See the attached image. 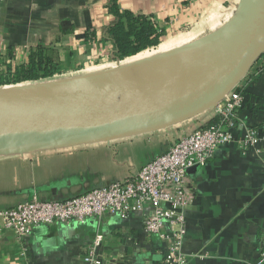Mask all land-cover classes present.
I'll return each instance as SVG.
<instances>
[{"label":"crops","instance_id":"0c3cea01","mask_svg":"<svg viewBox=\"0 0 264 264\" xmlns=\"http://www.w3.org/2000/svg\"><path fill=\"white\" fill-rule=\"evenodd\" d=\"M239 0H117L121 11L153 18L164 31L161 46L187 44L218 30ZM108 0H0V55L26 64L38 48L54 49L62 68L105 61L100 42L113 22ZM88 32L94 33L88 39ZM259 60V59H258ZM257 60V61H258ZM255 61L235 88L245 93L239 119L264 128V62ZM212 123L211 110L166 129L106 143L0 155V209L37 197L62 200L116 181L165 152L173 140ZM244 130L235 129L239 139ZM194 200L185 212L184 264H264V153L220 146L205 166L188 173ZM143 215L106 214L84 224L51 223L23 242L0 226V264H86L96 232L106 264H162L164 245L142 228Z\"/></svg>","mask_w":264,"mask_h":264},{"label":"water","instance_id":"95a60500","mask_svg":"<svg viewBox=\"0 0 264 264\" xmlns=\"http://www.w3.org/2000/svg\"><path fill=\"white\" fill-rule=\"evenodd\" d=\"M186 49L171 63L0 89V155L144 135L212 110L264 54V0H239L218 30Z\"/></svg>","mask_w":264,"mask_h":264},{"label":"built area","instance_id":"2783aa9c","mask_svg":"<svg viewBox=\"0 0 264 264\" xmlns=\"http://www.w3.org/2000/svg\"><path fill=\"white\" fill-rule=\"evenodd\" d=\"M243 105L244 97L234 87L211 110L212 123L173 140L165 152L143 164L136 173L67 199L46 201L32 197L1 208L0 226L23 242L34 229L47 224H84L91 218L99 223L106 214L126 219L137 212L143 215V231L164 245L162 264H184L185 212L194 200L188 170L205 166L225 144L236 143L243 152L264 153V130L246 128L239 119ZM235 129L244 130L239 139L234 137ZM102 240L96 232L82 258L86 264H106L99 254Z\"/></svg>","mask_w":264,"mask_h":264},{"label":"trees","instance_id":"16d2710c","mask_svg":"<svg viewBox=\"0 0 264 264\" xmlns=\"http://www.w3.org/2000/svg\"><path fill=\"white\" fill-rule=\"evenodd\" d=\"M107 10L113 17V22L104 29L100 42L111 47L109 55L112 60L132 58L146 50L161 46L164 31L153 18L121 11L117 0H108ZM86 36L88 39H93L94 33L88 32ZM13 60V53L9 50L4 55H0V68L5 66L9 70L8 73L14 71L7 76V81L11 82L34 80L40 77V73L51 75L62 70L58 53L54 49L38 48L28 56L26 64L12 65ZM259 60L264 62V54ZM241 93L245 104V93L243 91Z\"/></svg>","mask_w":264,"mask_h":264},{"label":"rangeland","instance_id":"374dc122","mask_svg":"<svg viewBox=\"0 0 264 264\" xmlns=\"http://www.w3.org/2000/svg\"><path fill=\"white\" fill-rule=\"evenodd\" d=\"M194 41L188 42L187 44H178V42H172L170 43V48L169 46H160L159 48L156 49H151V50H146L139 55L124 59L121 61H114L111 59L110 56L105 61H89L88 64H85L84 66L80 67L78 70H65L62 68L61 71L55 72L51 75H43L40 73V77L34 80H27L23 82H11L7 81V76L10 75V73H14L13 70L9 72L5 68V66L0 68V89L2 88H18L22 86H30V85H36V84H45V83H50L58 80H65V79H70L78 76H83V75H91L95 74L96 72H104L108 70H114V69H121V68H129L130 66H134L135 64H138L139 62L141 63L142 61H147L149 63L146 64H153L155 62L160 61H166V63H171L174 62L178 59H180L183 54L187 52V47ZM109 53L111 52V47L109 46L108 48ZM177 52V53H176ZM12 64V63H11ZM14 63L12 65H15ZM145 64V65H146ZM157 64V63H156Z\"/></svg>","mask_w":264,"mask_h":264},{"label":"bare ground","instance_id":"6f19581e","mask_svg":"<svg viewBox=\"0 0 264 264\" xmlns=\"http://www.w3.org/2000/svg\"><path fill=\"white\" fill-rule=\"evenodd\" d=\"M188 51V50H187ZM177 53V52H176Z\"/></svg>","mask_w":264,"mask_h":264}]
</instances>
